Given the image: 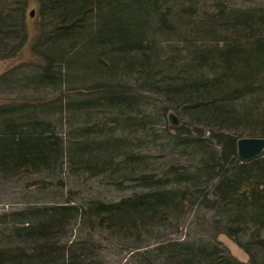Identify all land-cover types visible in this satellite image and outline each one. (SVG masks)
<instances>
[{
	"label": "rangeland",
	"instance_id": "obj_1",
	"mask_svg": "<svg viewBox=\"0 0 264 264\" xmlns=\"http://www.w3.org/2000/svg\"><path fill=\"white\" fill-rule=\"evenodd\" d=\"M20 2L26 3V42L15 52L10 51V39L0 38V53L11 52L0 58V122L10 119L25 124L37 119L49 123V136L57 139L63 153L40 171L0 169V247H23L28 254H36L34 243L25 236L26 228L36 221L19 213L69 205L77 207L78 214L56 240V256L63 249L64 256L55 264H68L75 258L77 264H165L174 243L216 247L218 258L238 264H264V250L254 243L264 231L258 235L257 228L248 225L229 236V207L213 203L217 179L207 182L206 175L211 170L210 154L222 148L220 137L212 134L217 129L192 122L163 89L165 82L200 73L193 69L194 51L236 38L239 33L229 29L228 20L238 11L249 10L254 22L264 21V0H193L168 5L171 27L153 28L148 35L153 46V80L124 64L131 55L118 57L102 49L91 57L80 52L79 44L59 45L52 38L53 19L40 13L39 0H16L12 6ZM258 28L264 33V25ZM48 59H53L51 81L48 75L44 77ZM102 84L128 89L133 96L131 106L87 105L97 94L96 86ZM259 98L247 96L237 105L252 111ZM182 125L188 127L183 130L188 144L181 143L183 136L177 128ZM256 127L242 121L223 132L240 134L238 138L261 137ZM175 170L186 174L177 176ZM141 175H151L159 186H146L138 179ZM165 188L193 199L189 208L173 209L166 219L135 230L110 231L84 213L93 201L118 202L135 193Z\"/></svg>",
	"mask_w": 264,
	"mask_h": 264
},
{
	"label": "trees",
	"instance_id": "obj_2",
	"mask_svg": "<svg viewBox=\"0 0 264 264\" xmlns=\"http://www.w3.org/2000/svg\"><path fill=\"white\" fill-rule=\"evenodd\" d=\"M12 1L16 0H0V38L10 39L9 43L13 45L10 51L16 52L27 40L26 3L12 6ZM183 1L193 0H39V3L40 13H48L53 19L52 38L59 45L79 44L80 52L86 51L84 54L91 57L98 56L102 49L118 57L131 55L125 62L118 59V63L129 64L146 79L153 80V46L148 35L153 28L171 27V12L166 7ZM248 11H238L232 16L233 20H228L229 29L239 33L236 38L223 40L222 46L193 52V69L196 67L201 74L195 71L180 80L163 84L168 99L188 114L192 122H203L213 131L217 129V133L212 134L220 137L222 148L219 153L210 154L211 170L206 181L217 179L213 203L229 207L231 220L226 228L229 236H235L248 225L256 227L258 235L259 231H264V152L249 161H241L236 151L240 134L231 136L223 132L245 121L255 123V131L264 137V33L258 28L264 25V21L254 22ZM13 41H16L15 45ZM10 54L0 53V58H7ZM52 62L53 59H48L44 70L48 81L53 79ZM96 65L100 67L101 63L97 60ZM96 87L99 88L94 101L85 102L87 105L131 106L133 96L128 89L107 84ZM247 96H260L252 111L245 105H237ZM177 129L183 136L181 143L188 144L190 141L183 131L188 127L182 125ZM49 133V123L42 120L33 119L25 124L2 120L0 169L8 173H25L49 167L63 153L57 139L52 140ZM175 171L180 177L186 174ZM151 178V175H141L138 179L146 186H159L158 180ZM191 201L193 199L184 192L179 195L172 189H150L118 202L93 201L84 213L88 220L99 226L122 232L138 229L158 218L166 219L173 209L187 210ZM19 214H29L30 219L36 221L26 228L25 236L34 243L37 253L28 254L23 247L17 250L0 247V264H55V260L64 256V249H60L62 252L56 256L59 253L56 240L69 221L77 216L78 208L60 205ZM254 243L264 250V236L254 239ZM181 245L170 244L173 254L165 264H238L234 259L218 258L216 247ZM179 246L180 249L176 250ZM176 255L180 258L175 262ZM77 262L75 258L68 264Z\"/></svg>",
	"mask_w": 264,
	"mask_h": 264
},
{
	"label": "water",
	"instance_id": "obj_3",
	"mask_svg": "<svg viewBox=\"0 0 264 264\" xmlns=\"http://www.w3.org/2000/svg\"><path fill=\"white\" fill-rule=\"evenodd\" d=\"M33 12L30 14L32 15ZM173 124H177L175 115L170 114ZM237 156L241 161H249L264 152V137H241L236 141Z\"/></svg>",
	"mask_w": 264,
	"mask_h": 264
}]
</instances>
